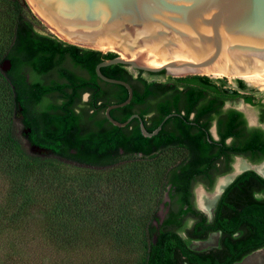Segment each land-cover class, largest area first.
I'll return each instance as SVG.
<instances>
[{
  "label": "trees",
  "instance_id": "trees-1",
  "mask_svg": "<svg viewBox=\"0 0 264 264\" xmlns=\"http://www.w3.org/2000/svg\"><path fill=\"white\" fill-rule=\"evenodd\" d=\"M2 4L10 13L0 17V34H6L4 41L0 35V62L7 58L10 67L0 70V264H9L15 233L34 220H40L49 244L72 249L95 242L101 230L123 237L122 244L131 239L140 249L137 264H234L264 247V177L254 170H242L226 184L210 219L193 201V187L211 189L230 171L234 156L264 160V130L247 125L241 111L222 107L224 97L246 91L222 77L185 75L172 82L158 79L163 70L121 63L100 67L132 89L127 104L109 110L115 120L137 113L151 131L166 114H180L167 117L156 134L142 136L136 118L118 127L103 114L107 104L126 97L122 85L94 72L97 62L115 53L36 31L22 0ZM242 98L256 106L263 121L264 97ZM213 122L216 139L208 132ZM144 186L157 194L150 196L153 208L166 191L164 214L159 218L152 208L125 219L120 212L137 201L134 187ZM101 196L116 206L108 213L110 230L99 220ZM214 232L213 247L189 246Z\"/></svg>",
  "mask_w": 264,
  "mask_h": 264
},
{
  "label": "water",
  "instance_id": "water-1",
  "mask_svg": "<svg viewBox=\"0 0 264 264\" xmlns=\"http://www.w3.org/2000/svg\"><path fill=\"white\" fill-rule=\"evenodd\" d=\"M24 2L53 31L48 32L61 41L99 51L98 47H103L106 50L102 53H115L94 66L99 79L120 84L126 90L122 101L107 104L103 110L104 117L115 126H124L131 118H136L141 135L149 137L157 133L167 117L180 114H166L151 131L145 129L137 113L130 114L124 121L112 118L109 110L127 104L132 96L126 81L101 73L100 67L114 63L147 72L163 70L171 76H217L246 92L264 93V0ZM9 67V59L0 62L2 72ZM85 97L86 93L83 94ZM20 119L17 117L15 121L20 123ZM27 131L29 128L22 129L23 133ZM210 131L214 135L213 125ZM31 150L28 146V151ZM253 166L245 169H252L264 177ZM195 206L211 218L212 210L199 208L196 198Z\"/></svg>",
  "mask_w": 264,
  "mask_h": 264
},
{
  "label": "rangeland",
  "instance_id": "rangeland-1",
  "mask_svg": "<svg viewBox=\"0 0 264 264\" xmlns=\"http://www.w3.org/2000/svg\"><path fill=\"white\" fill-rule=\"evenodd\" d=\"M24 2V0H22ZM26 9L24 10V14L32 21L33 27L36 31L40 33H48L50 31L46 25H44L29 9V7L24 2ZM10 10L6 4L0 5V17L7 18L9 16ZM51 32V31H50ZM2 34V41L5 40L6 34ZM0 34V35H1ZM178 77L182 76H171L169 73L164 71L158 79L165 80L169 79V81H174L178 79ZM211 78H217V76H208ZM179 83V81H177ZM230 85V84H229ZM233 86V85H230ZM243 95H251L253 102L257 100H261L264 97V93H250V92H240L235 96H226L224 97L223 107H234L239 108L246 116L248 122L252 125H256L259 123L257 120V108L254 104H249L243 101ZM83 98V95H82ZM261 125L264 127V121L260 122ZM18 124V123H17ZM212 129V128H211ZM173 151H171L172 153ZM172 154H178L174 152ZM179 155L174 156L173 160L178 158ZM241 160L244 161L248 167H252L258 163H249L244 158L239 157ZM235 158L233 159L234 162ZM232 162V163H233ZM231 163L230 171L225 174H235L233 172V166ZM93 169V168H92ZM96 170V168L94 169ZM243 170V169H242ZM240 170V171H242ZM238 171V172H240ZM236 172V173H238ZM224 174V175H225ZM232 175V176H233ZM219 177H217L214 181L213 186L211 189H205L203 185L196 184L193 187V194L196 198L199 190H203L206 193H212L213 187L215 183H217ZM2 188V184L0 183V189ZM139 190H145L144 196H140L138 194ZM196 190V193H195ZM133 195H137V201L133 206L127 209L125 213H122V216L125 219L127 217L136 218L140 216L145 211H149V209L153 208V201L150 200V196L155 198L153 192H151L148 188L143 187H134ZM140 198H143L140 199ZM101 200L104 202H108L105 197L101 196ZM101 200L100 203L102 202ZM168 200L166 191L163 190L161 194L160 202L154 207V213L161 218L164 214L167 205L165 202ZM99 203V204H100ZM102 203L99 209L104 212V214L100 215L99 220L101 222L106 221L108 223V213H111L112 210L116 211V206L109 207V203ZM92 208V207H91ZM105 216V217H104ZM127 216V217H126ZM33 225L27 226L25 230L15 233L18 235L17 244L14 246V249L10 256L11 260L9 264H137L138 262V255L140 254L139 246L135 243H132L131 239L125 238L122 244L120 239L114 238V233L109 231L107 234L104 232L106 230H101L102 232L99 234L98 238L95 242L87 245H80L78 244L76 247L72 249V246H68L67 244H58L52 245L49 244L45 239V231L40 223V220L32 221ZM110 230V223H108L107 227ZM111 230H114L112 227ZM124 234L125 231H122ZM217 233H210L207 238L203 241H192L189 243V246L193 249H208L213 247L216 244L217 240ZM111 240V244L110 240ZM108 240V243H107ZM114 241V242H113ZM114 243V244H113ZM10 252V250H8ZM234 264H264V247L257 249L246 256H244L240 261L235 262Z\"/></svg>",
  "mask_w": 264,
  "mask_h": 264
},
{
  "label": "bare ground",
  "instance_id": "bare-ground-1",
  "mask_svg": "<svg viewBox=\"0 0 264 264\" xmlns=\"http://www.w3.org/2000/svg\"><path fill=\"white\" fill-rule=\"evenodd\" d=\"M49 29V28H48ZM50 30V29H49ZM52 33H53V31L52 30H50ZM98 49H100L101 51H104V50H106L105 48H103V47H98ZM112 50H114V49H112ZM115 51V50H114ZM238 158V157H237ZM261 164V163H260ZM256 165H259V164H256ZM256 165H254L253 167H254V169H256L258 172H260V173H262V174H264V164H261V165H259V166H256ZM233 166H235V169L237 170V171H234V173H236V172H238V171H240V170H242V169H244V168H246V167H248V165H246L245 163H244V161L243 160H241L240 158H238L237 160H236V162H235V164L233 165ZM256 166V167H255ZM231 175H233V174H231ZM231 175H230V177H231ZM221 177V176H220ZM219 177V178H220ZM218 178V180H217V185L214 187V192L212 193V194H207V193H205L203 190H199V192H198V202H199V205L203 208V210H204V208H210V210L212 209V207H213V205H214V203H215V198L217 197V194L220 192V190L223 188V186L227 183V181H228V179H229V177H222V178H220L219 179ZM198 205V206H199ZM199 206V208H201ZM211 206V207H210ZM201 208V209H202Z\"/></svg>",
  "mask_w": 264,
  "mask_h": 264
},
{
  "label": "flooded vegetation",
  "instance_id": "flooded-vegetation-1",
  "mask_svg": "<svg viewBox=\"0 0 264 264\" xmlns=\"http://www.w3.org/2000/svg\"><path fill=\"white\" fill-rule=\"evenodd\" d=\"M223 107V106H222ZM224 108V107H223ZM227 108V107H226ZM234 108V107H233ZM235 109H237V110H239V111H241L240 109H238V108H235ZM242 112V111H241ZM242 114H243V116H244V118H245V121H246V124L247 125H249L248 124V120H247V118H246V116H245V114L242 112ZM257 120H258V111H257ZM264 121V120H263ZM262 122V121H261ZM260 122L258 123V124H256V125H249V126H259V127H261L260 126ZM214 126V131H215V125H214V122L211 124V126ZM210 126V127H211ZM210 127H209V130H208V132H209V134L211 135V137L213 138V139H216L217 138V135H216V132L214 133V135L211 133V131H210ZM263 130H264V128L263 127H261ZM239 157H241V156H234L233 157V159L235 158V160H234V162L232 163V166L235 164V162H236V160L238 159ZM243 158V157H242ZM245 159V158H244ZM246 160V159H245ZM247 161V160H246ZM262 161V160H261ZM248 162V161H247ZM249 163H251V162H249ZM253 164V163H252ZM261 164H264V163H261ZM261 164H259V165H261ZM259 165H256V166H259ZM255 166V167H256ZM247 168V167H246ZM257 169V168H256ZM244 170H245V168H244ZM258 170V169H257ZM234 171H237L236 169H235V166H233V172ZM241 172V171H240ZM220 177V176H219ZM222 177H229V179H228V181L230 180V178L232 177V175H231V177H230V175L229 174H225V175H222L220 178H222ZM219 178V179H220ZM219 181V180H218ZM227 181V182H228ZM218 183V182H217ZM217 183H215V185H214V187L217 185ZM214 187H213V192H214ZM205 192V191H204ZM212 192V193H213ZM195 193H196V190H195ZM206 193V192H205ZM212 193H207V194H212ZM193 201H194V204H195V197H194V194H193ZM196 202H197V204L199 205V202H198V194L196 195ZM216 202V201H215ZM215 204V203H214ZM200 206V205H199ZM201 207V206H200ZM211 207V206H210ZM213 207H214V205H213ZM213 207H212V209H213ZM202 208V207H201ZM203 209V208H202ZM205 209V208H204ZM211 209V210H212ZM208 217V216H207ZM209 218V217H208ZM210 219V218H209Z\"/></svg>",
  "mask_w": 264,
  "mask_h": 264
}]
</instances>
